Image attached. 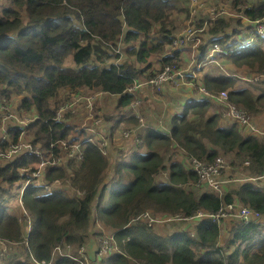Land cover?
I'll list each match as a JSON object with an SVG mask.
<instances>
[{"label": "trees", "instance_id": "trees-1", "mask_svg": "<svg viewBox=\"0 0 264 264\" xmlns=\"http://www.w3.org/2000/svg\"><path fill=\"white\" fill-rule=\"evenodd\" d=\"M191 1L5 0L0 8V104L4 98L22 96L17 113L31 119L23 127L12 122L10 139L18 142L25 135L24 140L39 146L40 153L23 150L13 155L11 163H0V237L19 242L25 255L3 256L0 264H36L30 254L48 263L57 245L86 243L97 218L115 231L121 250L103 256L100 264H264V224L232 221L221 231L212 219L203 218L185 222L184 228L167 224L163 229L159 223L150 226L138 218L148 209L164 218L189 217L234 201L264 215V189L246 184L228 188L223 197L200 191L193 166L173 159L171 153L180 147L186 158L206 161L224 154L231 163L249 159L264 171V136L249 132L245 124L214 110L212 101L194 95L200 85L216 94L227 91L228 101L247 109L250 119L258 122L264 110V36L242 49L232 48L248 31L243 17L264 20V0H222L232 4L238 15L212 20L208 8L219 0H202L206 7L196 8L192 27L202 40L201 51L219 43L223 52L215 58L231 66L225 71L217 62L208 63L197 78L189 72L194 93L189 97L177 89L158 93L183 104L173 115L170 135L141 126L131 107L136 96L129 86L149 80L164 65L179 68L182 54L190 51L189 47L170 48L191 19ZM198 57L201 60L204 55ZM256 75L262 76L260 81L251 79ZM73 92L87 96L103 92V102L95 108L103 117L97 112L94 119H104L112 130L121 125L136 127L142 144L127 154L120 149L110 158L90 141L97 139L91 120L86 125L85 118L76 114L55 120L60 97ZM143 94L151 98V86L138 93ZM150 109L145 104L141 108L148 119ZM70 136L74 142L85 141L84 158L63 157L61 167L48 165L45 177L35 181L33 169L43 159L62 157L58 143ZM24 169L32 179L22 196L32 222L28 241L27 226L12 213L15 208L29 218L19 201ZM56 180L61 187L47 194L45 184ZM188 228H195V236ZM53 264L78 263L57 255Z\"/></svg>", "mask_w": 264, "mask_h": 264}, {"label": "built area", "instance_id": "built-area-1", "mask_svg": "<svg viewBox=\"0 0 264 264\" xmlns=\"http://www.w3.org/2000/svg\"><path fill=\"white\" fill-rule=\"evenodd\" d=\"M226 2L219 0L216 4L210 6L208 8V15L209 18L212 20L218 16H236L238 13L234 10L228 12L226 10ZM228 4V3H227ZM206 7L205 3L202 0H192L191 1V19L188 22V25L183 28L174 38L171 50H174L179 47H184V44L188 43L189 41H193V48L191 47V51H195V56L190 58L189 55L182 54V65L179 68H176L174 65H164L159 68V70L155 73L153 77H151L147 81L143 82H135L131 86L128 87V91L136 94L140 89H143L146 86H151L154 90L160 91L163 86L169 84L175 89H179L183 85H193V82L187 79L189 72H193V77L197 78L198 75L196 73L197 69L205 67L208 63L211 62L209 57H214L216 52H223L219 43H214L210 49H207L205 52L201 51L200 44L202 40L198 35L195 33L198 31L192 27L193 15L196 8H204ZM231 8V6H230ZM226 14H230L227 16ZM243 21L248 23V31L245 35L241 36L239 40L232 50L241 49L248 46L254 39L259 36H264V20L262 19H255L249 20L247 17H243ZM198 55H204L202 60L198 59ZM107 61V60H105ZM215 61V60H214ZM194 64V65H192ZM220 66H224L223 63L218 62ZM187 66V67H186ZM257 79V78H256ZM199 92L206 98H209L211 101H215L219 107H222V114L229 119L238 120L239 122L247 125L250 127L252 131L258 132L259 130L254 126L248 118V112L245 109L239 108L236 106L235 103L229 102V94L227 91H221L218 94L213 93L207 90L206 86L200 85ZM103 92H97L93 95H83L82 92H73L69 96L65 98H61L60 101L56 104V114L55 120L61 121L65 118L66 113L74 114L76 113L77 108L80 105H84L86 108L91 109L94 104L98 100L101 99ZM7 99L4 98L2 103L0 104V116L4 119H8L11 114L7 111L10 106H12V102L10 104L7 103ZM144 102L140 97H136L132 103L131 107L135 109H140V106L143 105ZM174 104L172 100H163V114L158 118H155L153 123L150 125L158 129L163 134L170 135L171 134V126L168 125L166 121V110L170 108ZM227 107V108H226ZM92 116V114H88L86 117ZM141 126L146 125V121H144L143 117L137 114ZM19 117L18 113L16 112L11 123L13 120H16ZM94 117V116H93ZM28 121V120H26ZM94 123L100 124L102 123V119H94ZM25 123L24 125H26ZM6 127H11L10 125L3 127L4 132L0 137V163L7 164L11 163L13 160V155L19 153L20 151L26 150V152L30 154H39L40 147L34 146L32 143L25 141L24 138L21 136V140L18 142L12 141L10 139V132L9 129L5 130ZM99 133L98 129L91 127V132L97 135V139L93 137L90 138V141L98 148L102 153L105 151V147L107 144L106 137L102 134V130ZM133 130L126 131V135L129 136ZM136 133L139 137L137 145H140L143 141L142 136L140 135L139 131L136 128ZM136 135H134L135 137ZM59 148L66 150V157L68 159H80L84 158L85 156V141L82 142H74L73 137L68 138V140H62L58 143ZM54 145H52L53 147ZM184 151V150H183ZM64 160L63 157H55L54 159L47 161L43 159L39 167L37 169H33L32 177L35 181H39L43 178V170L48 165L58 166ZM187 160L190 162L191 166H193L194 170L197 172L199 179L196 182V186L202 191H206L204 189L206 187H210L213 189L214 192L218 193L220 196H223L226 193V188L232 185L234 182H241L242 185L245 184H258L262 188L264 187V171L258 169V167L253 164L251 160L244 159L238 160L235 163L229 162V160L224 155H218L213 161H206L200 160L194 156H188ZM32 169V168H30ZM27 169H24L21 173V188L19 194V201L22 205L23 210H25V215L29 216L28 224L26 229V240H29V234L31 230V220L30 214L28 215V211L24 208V204L22 202V196L25 189L30 185L32 179L27 178ZM24 177V178H23ZM59 180H56L54 183L45 184V189L47 190V194H50L55 189V184L58 183ZM60 182V181H59ZM7 202V200H6ZM165 216L159 217H150L147 212L142 213L138 218H147V222L150 226L154 223L163 224L166 223L168 220L176 219L177 221H182L184 224L185 222L191 221H198L201 218H211L214 222H216L221 229L228 223L232 221H239L241 223H248V222H255L264 224V215L262 212L255 207H250L244 205L238 201H234L232 203H227L223 205L221 208L215 211H204L198 210V212L194 216L184 217L182 214H178L177 217L173 218H164ZM193 229V228H191ZM191 232V230H190ZM195 235V231H194ZM193 235V236H194ZM6 239H2L0 237V242H5ZM60 245H57L53 249L52 259L50 262H39L35 259L32 255V260L36 264H53L57 258V255L67 256L72 258L73 260L77 261L78 264H89L88 263V256L84 253L85 244L80 245V255L77 256L76 254L72 253V248H69V253H63L60 251ZM214 245H218V241H215ZM82 246V247H81ZM114 252H121L120 247L116 241L115 234L109 237V239L104 240L102 247L97 255V263L101 262L100 256L104 253L112 254ZM90 259L95 260L93 257Z\"/></svg>", "mask_w": 264, "mask_h": 264}, {"label": "rangeland", "instance_id": "rangeland-1", "mask_svg": "<svg viewBox=\"0 0 264 264\" xmlns=\"http://www.w3.org/2000/svg\"><path fill=\"white\" fill-rule=\"evenodd\" d=\"M0 1H1V3H0V8H1L5 4V0H3V1L0 0ZM225 4L227 6L226 10L231 13L232 10H231L230 6L232 4H227V3H225ZM226 15L229 16L230 14H226ZM185 21L183 22V24L185 23ZM196 25H197V23L194 24V26H196ZM237 38L238 37H235V39H237ZM184 47L185 48H188V47H192L193 48V41H189L188 43L184 44ZM195 53H196L195 51H191L190 53H185V54L189 55L190 58H191L192 56H195ZM208 59L211 60V62L209 64H213L212 62L215 60V56L214 57H209ZM192 65H194V64H192ZM141 82H143V81H141ZM159 92L164 93V86L162 87V89L160 91H157L155 94L157 96H161L162 94L159 95L158 94ZM83 95H86V94L83 93ZM21 98H22L21 95L13 96L10 100L7 101L8 104H10V101L12 102V106H10L8 108V110H7L11 114V116L8 119H4L3 117L0 116V132H1V135L4 132L3 127L10 125L15 113L16 112H18V113L20 112L19 108H18V105H19V102H20ZM170 99L175 100L174 98H170ZM101 102H103V97H101V99L98 100L96 102V104H94L91 109L86 108L82 104V105H80L77 108L76 113H74V114L66 113V115L67 114L68 115H75L76 114L80 118H85L84 124L86 123V125L88 124L87 121L91 120V127H94L95 129H98L99 133H101L100 130H102V132H103L102 134L107 139V144H106V147H105V151L103 152L106 156L112 158L113 155L119 154L121 150L124 151L126 154L131 152L132 149L135 146H137V143H138V140H139V137H138V135L136 133V128L135 127L126 128L123 125H121L119 128H117L115 130H112V128L110 127V124L107 123V125H106V123L104 122V119L102 120V123H100V124L94 123V117H93L94 114H96L98 112V113H100V115H102L100 111H96L95 110L96 105L98 103L101 104ZM147 103L154 105L153 101H147ZM181 107H183V104L181 103V101H178V103L172 104V107L170 109L175 110V109H179ZM157 109H159L158 105H157ZM213 109L214 110H223V109H218V107H213ZM133 111H134V114H138L139 116L143 117L144 121H147V118L143 115V113H142V111L140 109H135ZM160 111H163V109H159L157 111V113H155V118H158V117L161 116V115H158V113H161ZM88 114H92V116L86 117ZM161 114H163V113H161ZM102 117H103V115H102ZM30 119H31V117L28 116V115H25L23 117H18L15 121H13V124H19V125H21L23 127L25 123H27V124L29 123ZM26 120H28V121H26ZM79 120H81V119H79ZM263 127H264V125H262V128ZM9 128L10 127H6L5 130H7ZM128 130H133V132H131L129 136H127L126 133H125ZM134 135H136V136L134 137ZM24 138H25V135H24ZM20 140H21V136L19 137V141ZM171 153L173 155V159H177V158L178 159H183L184 161H186V162H188L190 164V162L186 158L185 152L180 147L172 148L171 149ZM62 157H64L65 159H68L66 157V150H62ZM225 157L228 159L227 156H225ZM77 160L79 161L81 159L78 157ZM58 166L61 167L62 166V162L59 163ZM44 177H45V175L43 176V178ZM66 179H67V177H66ZM111 186H114V183L111 184L110 187ZM240 186H242V183L238 181V182H234L228 188L230 190L232 188H239ZM55 187H57V188L61 187V182L58 181V183L55 184ZM74 189L76 190V188H74ZM204 189H208L209 191H213V189L210 188V187H206ZM145 212H147L150 217L162 216V214H159V213L154 214V212L152 210H150V209L146 210ZM12 213H14L15 215H17V216H19L21 218V222L23 223V226L24 225L27 226L28 218L24 219V217H22V212H19L18 209L14 208ZM25 214L26 213H25V210H24V215ZM145 221H147V218H145ZM167 224H169L171 227H178V228H184L186 226V224H184L182 221H177L176 219H171V220H168L166 223L158 224V225H161V227L163 229H165V228L167 229ZM188 229L191 230V235L193 236L195 228H193V229L188 228ZM93 230H94V233L89 235V237L87 238V241L85 243V246H83L84 247L83 251H84L85 255L88 256V263L89 264H96L97 263V261H98V260H96L97 259V255H98V253H99V251H100V249L102 247V244H103L104 240L109 239V237H111L112 235L115 234V231L112 230L109 226H106L102 222V220L99 219V218H97V223L95 224V227L93 228ZM223 242L224 243L226 242L225 238H222V243ZM20 246H21V244L19 242H13V241H9V240H6L3 243L0 242V260H1V257L8 256V255L14 254V253L18 254L19 257H23V256L25 257L23 250L20 249ZM69 248H72V253L75 252L77 256L80 255V252H79L80 247H78L77 245H73V244H62V245H60V249L59 250L62 251L63 253H69ZM107 254H109V253H104L103 255H101L100 259H102V257L107 255ZM30 256H31V254L29 255V259L31 260L32 257L30 258ZM90 257H93L95 260L90 259ZM133 264H140V263L134 262Z\"/></svg>", "mask_w": 264, "mask_h": 264}, {"label": "clouds", "instance_id": "clouds-1", "mask_svg": "<svg viewBox=\"0 0 264 264\" xmlns=\"http://www.w3.org/2000/svg\"><path fill=\"white\" fill-rule=\"evenodd\" d=\"M225 2V1H224ZM226 3H228V2H226ZM228 4H230V3H228ZM190 11H191V8H190ZM260 36V35H259ZM261 36H263V35H261ZM258 37V36H257ZM256 37V38H257ZM255 38V39H256ZM254 39V40H255ZM239 40V39H238ZM252 43V42H251ZM190 48V50H191V47H189ZM234 48V47H233ZM242 49V48H241ZM239 50V49H238ZM234 51V50H233ZM186 53H190V51H187L186 50ZM216 53H218V52H216ZM215 53V54H216ZM185 53H183V55H184ZM215 56V55H214ZM198 59H199V57H198ZM202 60V59H201ZM214 63H218V62H221V63H223L224 64V66L222 67V66H220L219 64V66L220 67H222L225 71H229V69H230V66H231V62H229V61H227V60H225V61H220V60H218V59H216L215 58V61H213ZM206 66V65H205ZM204 68V67H203ZM200 69H202V68H200ZM200 69H197L196 70V73H197V75H199V73H198V71L200 70ZM261 75H256V76H254V77H252L251 79H253L254 81H260V79H261ZM257 78V79H256ZM141 82V81H140ZM147 87V86H146ZM146 87H144L143 89H145ZM175 89V88H174ZM140 90H142V89H140ZM139 90V91H140ZM151 90H152V93H153V96L154 97H157L158 99H160L161 101H162V105H163V100H172V99H168V98H165V97H160V96H157L155 93L157 92V90H154L152 87H151ZM164 90H165V86H164ZM178 90V89H177ZM139 91H138V93H139ZM138 93H136V94H134L136 97H140L142 100H143V102H145V99H146V102L144 103L145 104V107H151V109H153L154 107L153 106H151L150 104H148L147 103V98L145 97V94H143L144 96H139L138 95ZM190 93H193V91L192 92H190ZM194 94V93H193ZM194 95H196L197 96V98H199V99H201V100H210L209 98H206V97H204L203 95H201L200 94V92H199V90H198V92L196 93V94H194ZM172 101H174V100H172ZM211 101V100H210ZM178 103V102H177ZM212 103L214 104V106L215 107H218V109H222V107H219L218 105H217V103L215 102V101H212ZM143 104V105H144ZM143 105H141L140 106V110H141V108L143 107ZM172 106H170V108H171ZM170 108H168L167 110H166V112L170 109ZM182 108V107H181ZM181 108H179V110L181 109ZM242 109H244V108H242ZM163 110H164V107H163ZM246 111H247V109H245ZM220 111H222V110H220ZM264 111V110H263ZM262 111V112H263ZM163 112V111H162ZM161 112V113H162ZM248 112V111H247ZM261 112V113H262ZM261 113H259V115L261 114ZM158 114H160V113H158ZM175 114V113H174ZM173 114V115H174ZM137 115V114H136ZM151 115H153V118H151V119H148L145 115V117L147 118V121H146V127H152L154 130H156V128H154L153 126H151L150 125V123L152 124L154 121V117H155V113H152L151 112ZM167 115H168V113H166V118H167ZM258 115V116H259ZM138 117V116H137ZM172 118H173V116H172ZM248 118H249V121L254 125V126H256V128L259 130L258 132H256V131H252L251 129H250V127L249 126H247V128H248V131L249 132H251V133H258L259 135H261V136H264V127L262 128V125H260L258 122H256V121H252L251 119H250V115H249V112H248ZM139 119V118H138ZM233 120V119H232ZM140 122V121H139ZM140 125H141V123H140ZM144 126V127H145ZM136 128V127H135ZM171 128H172V124H171ZM158 130V129H157ZM160 132V131H159ZM142 139H143V137H142ZM143 142V141H142ZM142 144V143H141ZM140 144V145H141ZM138 146V145H137ZM224 155V154H223ZM225 156V155H224ZM229 160V159H228ZM241 160H244V159H241ZM249 160V159H248ZM238 161V160H237ZM229 162H230V160H229ZM246 185V184H245ZM252 185H257V186H259L258 184H252ZM260 188H262L261 186H259ZM197 189H198V187H197ZM262 189H264V187L262 188ZM208 190V189H207ZM226 191L228 190V187L225 189ZM201 191V190H200ZM218 194V193H217ZM226 194V193H225ZM224 194V195H225ZM219 195V194H218ZM223 195V196H224ZM220 196V195H219ZM223 196H220V197H223ZM257 209V208H256ZM259 210V209H258ZM201 219H203V218H201ZM211 219V218H210ZM200 220V219H199ZM213 221V220H212ZM214 222V221H213ZM216 223V222H215ZM226 226V225H225ZM225 226L223 227V229L225 228ZM219 229L222 231L223 229H221L220 228V226H219ZM189 232H190V230H188ZM195 234H196V231H195ZM195 236V235H194ZM85 244V243H84ZM80 245H82V244H80ZM79 245V246H80ZM78 246V247H79ZM73 254H76L75 252L73 253ZM59 255V254H58ZM70 258V257H69ZM72 259V258H71ZM75 261V260H74ZM77 262V261H76Z\"/></svg>", "mask_w": 264, "mask_h": 264}, {"label": "crops", "instance_id": "crops-1", "mask_svg": "<svg viewBox=\"0 0 264 264\" xmlns=\"http://www.w3.org/2000/svg\"><path fill=\"white\" fill-rule=\"evenodd\" d=\"M200 72H201V70H200ZM200 72L198 71L199 74H200ZM190 87L191 86H189V85H183L176 91H177V93H182V94L186 95L187 97H189ZM166 90L167 91H172V90H174V88L172 86H170L169 84H166L164 92ZM166 95H164L163 97H165V98L169 97V94L166 93ZM148 98L149 97H147V101H153L154 102V108L150 109V112L157 113V111L159 109H163L162 101L160 99H158L157 97H154V96H152L149 99ZM177 102H178V99H175L174 103H177ZM150 105L153 106L152 104H150ZM157 105H158L159 109H157ZM178 111H179V109H175V110L169 109L167 111L168 115H167L166 121H167L169 126H171V124H172V116H173V114L177 113ZM160 112H162V111H160ZM151 116L153 118V115H151ZM257 119H258V122H259L260 125H264V111L257 117Z\"/></svg>", "mask_w": 264, "mask_h": 264}]
</instances>
